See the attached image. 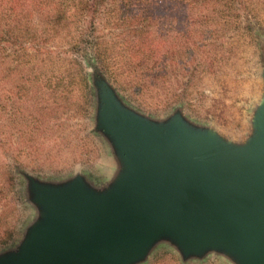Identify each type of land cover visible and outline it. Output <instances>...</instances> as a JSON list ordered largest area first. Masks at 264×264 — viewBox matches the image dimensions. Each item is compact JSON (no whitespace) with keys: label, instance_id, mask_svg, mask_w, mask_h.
<instances>
[{"label":"water","instance_id":"water-1","mask_svg":"<svg viewBox=\"0 0 264 264\" xmlns=\"http://www.w3.org/2000/svg\"><path fill=\"white\" fill-rule=\"evenodd\" d=\"M261 77L240 143L178 112L150 120L95 78V127L118 171L101 188L78 175L60 183L25 176L38 216L0 264H134L160 240L182 259L217 252L234 264H264V57Z\"/></svg>","mask_w":264,"mask_h":264},{"label":"trees","instance_id":"trees-1","mask_svg":"<svg viewBox=\"0 0 264 264\" xmlns=\"http://www.w3.org/2000/svg\"><path fill=\"white\" fill-rule=\"evenodd\" d=\"M248 1L0 0V210L9 190L20 199L14 168L38 151L27 143L61 126L66 108L89 117L95 78L140 114L175 109L213 60L207 44L241 29L263 48ZM21 230L0 216V250ZM217 254L194 264H218Z\"/></svg>","mask_w":264,"mask_h":264},{"label":"rangeland","instance_id":"rangeland-1","mask_svg":"<svg viewBox=\"0 0 264 264\" xmlns=\"http://www.w3.org/2000/svg\"><path fill=\"white\" fill-rule=\"evenodd\" d=\"M247 4L264 31V0H249ZM222 40L225 42L221 47L205 46L214 56L213 60L188 84L182 104L168 110L151 108V113L142 115L150 120L162 121L173 112H178L191 125L211 129L224 140L242 142L251 131V115L262 92L264 49L254 44L253 36L241 29L225 33ZM145 99L160 106L161 102L153 101L157 99L154 95L148 94ZM95 110L94 105L89 117L85 118L66 108L59 115L63 119L61 126L53 128L48 137L44 133L27 143L34 144L33 150L37 147L38 151L21 158V163L26 166L14 168L15 188L20 191V199L17 201L11 197L9 190L3 201L6 205L0 210L1 218L15 222L22 230L14 242H7L0 253L14 249L26 227L38 216V209L28 195L25 176L39 182L60 183L78 175L93 188L105 186L115 176L119 162L107 138L95 127ZM11 208L15 209L12 213ZM214 253L206 252L201 257L182 259L174 245L160 240L148 249L142 260L134 264H194L195 260ZM217 255L218 264H234L226 256Z\"/></svg>","mask_w":264,"mask_h":264}]
</instances>
